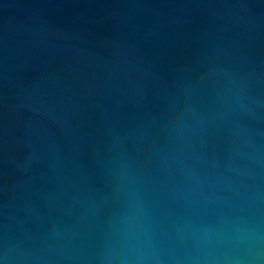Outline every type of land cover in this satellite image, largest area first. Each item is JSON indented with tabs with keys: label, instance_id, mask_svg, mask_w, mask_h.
<instances>
[{
	"label": "water",
	"instance_id": "obj_1",
	"mask_svg": "<svg viewBox=\"0 0 264 264\" xmlns=\"http://www.w3.org/2000/svg\"><path fill=\"white\" fill-rule=\"evenodd\" d=\"M0 264H264V0H0Z\"/></svg>",
	"mask_w": 264,
	"mask_h": 264
}]
</instances>
